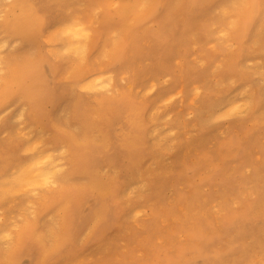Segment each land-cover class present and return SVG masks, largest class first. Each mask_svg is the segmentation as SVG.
<instances>
[{"label":"rangeland","instance_id":"rangeland-1","mask_svg":"<svg viewBox=\"0 0 264 264\" xmlns=\"http://www.w3.org/2000/svg\"><path fill=\"white\" fill-rule=\"evenodd\" d=\"M29 3L49 29L56 21L75 17L98 44L89 46L82 58L67 51L54 56L59 47L50 49L40 36L34 42L22 41L6 31L0 18V88L10 68L41 64L44 85L57 99L54 106L45 104V121L34 120L27 103L17 96L0 107L9 106L0 114V177L8 178L18 165L42 151L60 164L53 183L0 200V259L25 226L51 248L66 191L88 185V178L70 172L72 138H59L84 136L81 123L71 118L74 98L87 101L93 114L97 103L126 93L129 86L130 98L145 109L144 124H149L154 111L158 127H174L158 142L144 136L146 156L138 170L148 189L129 198L119 196L117 230L105 228L87 244L81 241L83 230L75 251L62 252L50 264H264V53L250 48L253 33L244 46L229 35L228 24L235 17L220 8L230 9L231 0L212 3L208 10L192 15L176 7L166 13L168 18L157 16L141 23L130 36L117 23H101L102 16L120 8V0ZM3 4L0 0V10ZM251 28H260L259 19ZM263 36L264 32L259 40ZM112 40L124 48V64L103 55ZM236 53H242L240 68L248 75L244 81L224 74L227 58ZM76 70L83 76L106 73L103 76L112 77L113 92L85 89L83 78L74 75ZM147 85L154 87L151 93ZM250 93L252 110L219 116L224 98L241 100V95ZM166 95H172L171 101H161ZM33 145L35 151L26 150ZM114 176L123 188L127 180L123 172L117 170ZM84 209L80 208L83 214ZM133 209L140 212L136 221L130 218ZM247 211L252 218L242 222ZM18 264L30 262L23 258Z\"/></svg>","mask_w":264,"mask_h":264},{"label":"bare ground","instance_id":"bare-ground-1","mask_svg":"<svg viewBox=\"0 0 264 264\" xmlns=\"http://www.w3.org/2000/svg\"><path fill=\"white\" fill-rule=\"evenodd\" d=\"M2 1L6 4H3L0 10V18L2 17L1 24L6 31L27 42H34L40 36L45 44L53 47L50 49L59 47L53 51L54 56H58L59 52L67 51L82 58L89 46L98 44L78 18L56 21L49 29L46 19L35 10L32 4L30 5L29 0ZM224 1L120 0V8L109 16H102L101 23L107 24L106 26L117 23L130 36L141 23L157 16L165 15V18H168L166 13L176 7L192 15L199 9L208 10L212 3L220 4ZM231 2L230 9L225 6L220 8L225 15L234 14V20L228 24L229 35L244 46L253 33L250 48L264 53V36L259 40L264 32V7L261 6V0H231ZM173 4L175 6H172ZM256 18L259 19L260 28L252 30L251 26ZM109 44L112 46L105 49L103 55L108 56L112 63L124 64V48L121 44H117L115 40L110 41ZM241 56L242 53L229 56L224 70L227 77L237 81L248 78L247 73L240 68ZM40 61L44 59L40 58ZM41 67V64L26 62L21 68H10L9 77L0 88V107L11 97L17 96L27 103L34 120H47L45 104L54 106L57 99L55 100L54 95L47 89L48 86L44 85ZM48 68L53 72L52 65H48ZM103 74L106 73L84 76L78 70L74 73L83 78L85 89L113 92L112 77L103 76ZM262 80L264 83V76ZM152 85H147L150 87L145 89L148 93L153 91ZM130 90L128 86L126 93L97 101L99 103L95 105L96 112L94 111L93 114H90L91 105L87 101H83L80 97L74 98L71 118L81 123L84 136L78 139L74 134H60L59 138H72V144L68 149V161L72 166L70 172L78 178L83 176L88 178V185H76L77 188L66 191L67 202L61 209L63 212L61 223L54 235L51 248L48 249L43 245L41 235L33 231L30 226H25L18 237L10 241V247L8 251H4L0 264H18V261L23 258L28 259L30 264H50L51 260L62 252L72 254L83 230L86 233L81 241L85 244L97 239L105 228L117 230L121 211L117 210L116 201L120 195L129 198L136 191L143 193L148 189L145 175L138 170L146 156L144 136L150 135L158 142L165 133L172 134L174 127L165 129L158 127L154 121V111L149 114L152 123L148 119L149 124H144L145 109L130 98ZM241 97L244 98L241 100L236 97L224 98L218 106L221 112L219 116H234L252 110L253 95L243 94ZM162 99L161 101L164 102L169 99L171 101L172 95H166V98L162 97ZM7 108L0 110V114ZM26 150L35 151L36 145L29 146ZM59 169L60 164L51 154L42 151L32 155L18 165L8 178L0 177V200L21 191H30L53 183L54 175ZM103 169L106 171L102 173ZM117 170L123 172L127 179L123 188L116 183L114 175L117 174ZM47 205L45 203L43 207ZM82 207H85V214L80 210ZM139 213L137 209H133L130 218L135 220ZM251 218V211H247L246 214H242L240 220L246 222ZM81 263L82 261H77V264Z\"/></svg>","mask_w":264,"mask_h":264}]
</instances>
